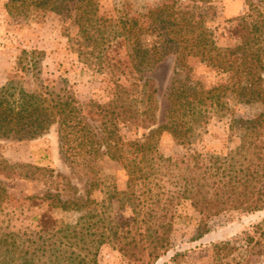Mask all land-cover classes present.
I'll return each instance as SVG.
<instances>
[{
  "label": "trees",
  "instance_id": "trees-1",
  "mask_svg": "<svg viewBox=\"0 0 264 264\" xmlns=\"http://www.w3.org/2000/svg\"><path fill=\"white\" fill-rule=\"evenodd\" d=\"M185 1L201 0H166L149 8L143 17L130 15L124 8L116 20L99 15V0H10L9 4L67 17L74 11L79 34L92 47L80 55L86 65L108 69L111 86L108 101L93 105L92 101L81 103L73 94L28 89L21 79L28 76L39 82L45 53L22 50L16 71L0 88V138L36 139L57 124L62 155L89 180L95 179L104 159L125 163L128 155H139L138 162L128 168V177L130 184L141 182L146 187L140 227H144V253L151 259L167 250L176 224L196 221L195 238L199 239L210 231L207 219L226 210L252 213L264 209V0H243V13L225 20L219 34L220 27L209 25L206 15L198 12L200 7H182ZM221 37L226 40L222 45ZM122 49L125 61L119 58ZM170 55L176 58V77L168 95L166 122L158 123V88L146 74ZM193 59L225 75L226 80L202 88L191 76ZM230 100L260 107L252 119L231 118L230 129L239 134L241 144L230 156H190L196 160L193 166L186 156L160 154L163 134H170L181 146L189 145L196 128L208 123L211 111L216 108L224 115ZM139 130L147 131L143 138L129 136ZM244 152L251 154L248 164L237 166L235 156L245 158ZM3 166L0 159V171ZM19 168L18 175L30 180L49 172L31 164ZM8 198L0 180V209ZM51 199L53 208H84L82 199L63 201L59 194ZM255 227L264 235V220ZM231 244L223 243L222 250ZM137 246L132 239L120 249L133 257Z\"/></svg>",
  "mask_w": 264,
  "mask_h": 264
},
{
  "label": "rangeland",
  "instance_id": "rangeland-1",
  "mask_svg": "<svg viewBox=\"0 0 264 264\" xmlns=\"http://www.w3.org/2000/svg\"><path fill=\"white\" fill-rule=\"evenodd\" d=\"M165 1L99 0V15L116 20L125 8L130 15L143 17L149 8ZM9 4L10 0H0V88L16 71L21 51L38 50L45 53L39 82L28 76L21 79L28 89L73 94L81 103L92 101V105L108 101L110 73L85 64L80 53L92 47L79 34L74 11L67 17L41 9L25 11ZM182 5L200 7L198 12L206 15L209 25L220 27L218 34L225 20L240 16L244 10L243 0L185 1ZM225 41L221 37L219 44ZM120 52L119 58L125 61L123 49ZM189 65L192 79L202 88L221 85L227 78L197 59ZM175 70L176 58L170 55L146 74L158 88V123L166 122ZM123 82L129 83L126 78ZM259 113L258 105L230 100L224 115L216 108L211 111L208 123L196 128L189 145L181 146L170 134H163L158 150L165 157L230 156L241 144L239 134L230 129L231 118L247 120ZM144 133L147 131L139 130L129 136L143 138ZM137 156L128 155L125 163L104 159L97 167L95 179L89 180L82 169L66 162L57 124L36 139L0 138V159L6 165L1 168L0 180L9 197L0 209V242H7L0 243V262L25 264L32 259L34 262L28 264H264V235L255 229L264 220V209L252 213L226 210L207 219L210 231L199 239L195 238L196 221L176 224L167 250L161 251L158 259L148 258L142 247L144 227H140L144 216L140 204L146 197V187L141 182L130 184L128 177V168L138 162ZM245 156H235L237 166L248 164L250 152ZM190 160L196 166V160ZM26 164L48 168L49 172L37 180L26 179L18 175L19 165ZM203 171L204 167L199 173ZM56 194L63 201L82 199L84 208H53L51 197ZM132 239L138 246L130 257L120 248ZM227 241L232 244L222 250Z\"/></svg>",
  "mask_w": 264,
  "mask_h": 264
}]
</instances>
